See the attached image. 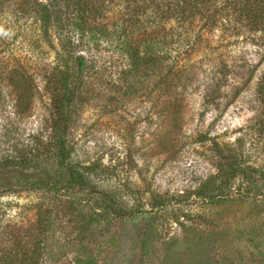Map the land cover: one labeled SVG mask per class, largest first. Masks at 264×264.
I'll list each match as a JSON object with an SVG mask.
<instances>
[{
  "label": "rangeland",
  "instance_id": "374dc122",
  "mask_svg": "<svg viewBox=\"0 0 264 264\" xmlns=\"http://www.w3.org/2000/svg\"><path fill=\"white\" fill-rule=\"evenodd\" d=\"M18 3L0 0V190H10L0 194V228L12 234L0 242L32 251L40 204L52 220L41 264H264V196L253 203L200 196L222 180L214 177L213 140L221 147L239 137L247 143L248 126L262 113L255 89L264 51L240 40L228 57L197 62L165 88L158 83L164 68L132 79L122 56L92 47L81 84L76 74L68 82L76 90L70 107L60 110L55 99L65 89L46 77L54 54L33 48L36 25L19 15ZM218 34L210 37L220 40ZM59 135L68 161L137 217L98 216L95 196L61 186ZM44 172L56 186L31 188ZM157 200L165 207L150 218L141 214ZM11 221L19 222L6 225Z\"/></svg>",
  "mask_w": 264,
  "mask_h": 264
},
{
  "label": "trees",
  "instance_id": "16d2710c",
  "mask_svg": "<svg viewBox=\"0 0 264 264\" xmlns=\"http://www.w3.org/2000/svg\"><path fill=\"white\" fill-rule=\"evenodd\" d=\"M18 6L19 15L27 14L36 25L33 48L51 49L54 54L56 63L46 77L48 80L58 78L65 89L64 98L55 99L60 110L70 107L76 90L71 89L68 82L76 74L81 84L89 67L87 52L92 47L122 56L132 79H139L147 72L153 75L154 72L150 73L153 69L164 68L158 83H163L165 88L197 62H217L228 57V52L238 46L240 40L249 41L264 51V0H19ZM214 31L219 32L220 40H212L210 33ZM220 66L223 68L225 64ZM255 90L263 110L248 126L249 133L245 134L248 142L244 137L224 147L215 140L212 142L217 170L214 177L222 180L200 192L203 201L226 202L224 199H227L253 203L264 196V188L259 185V182L264 183V146L263 141L259 143L264 140V70ZM17 102L19 104V100ZM55 145L57 165L63 171L59 183L66 189L77 187L95 196L98 202L91 205L94 213L109 214L113 219L123 218L125 214L133 219L137 217L135 213L140 214L122 210L111 193L96 189L85 172L68 161L69 153L62 135L57 137ZM28 163L29 160L24 162L25 167ZM3 168L6 169L0 164V169ZM20 176L26 185L30 183L29 174ZM38 176L40 178L30 183L31 188L50 191L56 186V182L46 177V172ZM237 178L241 181L234 186L233 180ZM9 192L0 190V194ZM157 201L156 206L141 214H147L148 218L154 216L161 208L157 206L165 205V201ZM35 210L37 234L32 236V251L26 246L18 248L16 242L9 245L0 242L4 245L0 246V264H41L46 232L51 229L52 220L40 204ZM4 213L5 205L0 202V226L5 225ZM5 236L12 237V234L0 228V238L3 240ZM82 264L97 262L86 260Z\"/></svg>",
  "mask_w": 264,
  "mask_h": 264
}]
</instances>
